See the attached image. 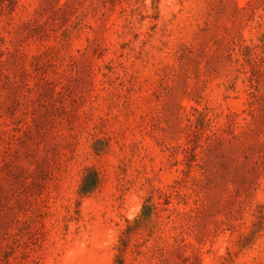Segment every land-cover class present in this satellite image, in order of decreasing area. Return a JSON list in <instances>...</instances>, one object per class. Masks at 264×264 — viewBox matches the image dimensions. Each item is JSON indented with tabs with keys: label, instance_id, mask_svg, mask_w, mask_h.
Returning a JSON list of instances; mask_svg holds the SVG:
<instances>
[{
	"label": "rangeland",
	"instance_id": "374dc122",
	"mask_svg": "<svg viewBox=\"0 0 264 264\" xmlns=\"http://www.w3.org/2000/svg\"><path fill=\"white\" fill-rule=\"evenodd\" d=\"M0 264H264V0H0Z\"/></svg>",
	"mask_w": 264,
	"mask_h": 264
},
{
	"label": "trees",
	"instance_id": "16d2710c",
	"mask_svg": "<svg viewBox=\"0 0 264 264\" xmlns=\"http://www.w3.org/2000/svg\"><path fill=\"white\" fill-rule=\"evenodd\" d=\"M93 176L92 178H89L87 176L84 177L81 186H80V191H79V195L82 196H87L91 193V191L93 189H95L97 187V185L99 184V175L97 172L93 171ZM151 217L150 215V210L147 207H143V210L141 212V215L139 216L138 219L135 220V222H140L142 220H147Z\"/></svg>",
	"mask_w": 264,
	"mask_h": 264
}]
</instances>
